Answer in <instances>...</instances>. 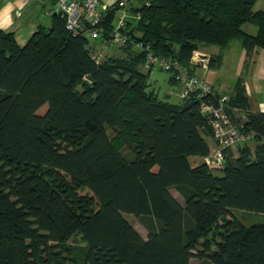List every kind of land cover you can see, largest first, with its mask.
Returning a JSON list of instances; mask_svg holds the SVG:
<instances>
[{
  "label": "trees",
  "instance_id": "trees-1",
  "mask_svg": "<svg viewBox=\"0 0 264 264\" xmlns=\"http://www.w3.org/2000/svg\"><path fill=\"white\" fill-rule=\"evenodd\" d=\"M136 1L124 5V43L98 61L58 12L23 46L0 31V264H264V222L234 215H264V112L250 110L239 76L222 107L254 145L220 167L193 165L212 142L200 106L221 94L171 101L148 66L152 55L194 74L193 52L216 46L217 68L235 41L250 56L264 49V10L257 0ZM120 9L102 10V42ZM75 236L83 246L70 247Z\"/></svg>",
  "mask_w": 264,
  "mask_h": 264
},
{
  "label": "crops",
  "instance_id": "crops-1",
  "mask_svg": "<svg viewBox=\"0 0 264 264\" xmlns=\"http://www.w3.org/2000/svg\"><path fill=\"white\" fill-rule=\"evenodd\" d=\"M117 1L128 5L137 3L136 0H99L101 11ZM56 4L57 0H0V31L12 33L17 44L23 46L38 28H47L51 24V16L57 12ZM254 9L264 10V0H257ZM116 15L118 17L119 11ZM247 29L252 33L255 31L252 26H248ZM90 44L95 49H103L105 53L116 51V49L108 50L109 46L105 47L100 38L91 40ZM219 52L220 49L216 46L201 49L200 53L203 55H200V61L192 59L193 73L205 80L213 90L225 96L231 93L236 79L239 76L242 77L250 110L264 112V49H257L247 56L239 43H231L226 50L222 51L221 65L217 68L209 67L210 55ZM224 85L230 87L229 91L221 88H225ZM174 86L170 84L168 88L171 95L178 92L177 87L173 90ZM175 96L174 101H177L179 98L176 94ZM237 112L243 118V113ZM247 144L252 147L254 142L249 140ZM229 151L233 156L237 155L236 149ZM190 160L195 165L203 161V158L192 157Z\"/></svg>",
  "mask_w": 264,
  "mask_h": 264
},
{
  "label": "built area",
  "instance_id": "built-area-1",
  "mask_svg": "<svg viewBox=\"0 0 264 264\" xmlns=\"http://www.w3.org/2000/svg\"><path fill=\"white\" fill-rule=\"evenodd\" d=\"M121 9L115 20L113 31L110 38L104 42V46L119 45L124 43L125 35L121 32L124 24L126 12L124 11L125 3L120 2ZM57 12L65 18V27L73 34H82L90 40L100 38L99 23L102 20V11L100 9L99 0H57ZM105 55L103 49L91 50V57L98 61ZM200 57L193 52L192 59ZM148 66L161 68L163 71L174 69V79L178 83V97L186 98L189 93L199 91L201 94L210 92L211 86L203 79L194 74H190L187 69L178 67L176 62L165 58H157L148 55ZM227 96L221 95L218 99V105L214 106L209 103L201 104V111L209 114V124L212 130V142L209 146L207 155L203 158V162L210 167H220L222 165L225 154L229 150L236 149L244 142L251 140V135L242 133L238 126L234 124L229 116L224 112L222 103Z\"/></svg>",
  "mask_w": 264,
  "mask_h": 264
},
{
  "label": "rangeland",
  "instance_id": "rangeland-1",
  "mask_svg": "<svg viewBox=\"0 0 264 264\" xmlns=\"http://www.w3.org/2000/svg\"><path fill=\"white\" fill-rule=\"evenodd\" d=\"M116 17H117V15H116ZM115 20H116V18H115ZM89 41L91 42L90 39H89ZM234 43H239V42L235 41L232 44H234ZM116 46H117L116 44L110 45L108 50L116 49ZM224 50H226V49H224ZM114 52H116V51H113L111 53H105V54H112ZM194 52L197 53L198 55L202 54V53H200V50H195ZM196 60L200 61V57H198ZM169 75H170L169 72H165L163 70H160L155 66L152 67V69L149 73V79L158 88L160 96L162 94L168 92V88L170 87V85L167 83V79H168ZM224 87L225 88H223V87H221V88L224 89L225 91H229V89H230L229 86L224 85ZM173 88H174L173 90H175L176 85ZM175 94L178 97V93L175 92ZM175 94L170 96L171 101H174L176 99ZM171 193L175 197L180 198V196L178 195V193L175 190L172 189ZM234 215L236 218L242 220V222H244L245 224L254 223V222H264V215H260V214H248V213H244V212H240V211H234ZM125 218L129 221V223L136 229V231L141 236H143V237L146 236L147 232L137 217H134L132 215H125ZM68 244L72 248L77 247V246L78 247L83 246V242L80 240V238H78V236H75L74 238L69 240ZM192 260H196V259H192Z\"/></svg>",
  "mask_w": 264,
  "mask_h": 264
},
{
  "label": "water",
  "instance_id": "water-1",
  "mask_svg": "<svg viewBox=\"0 0 264 264\" xmlns=\"http://www.w3.org/2000/svg\"><path fill=\"white\" fill-rule=\"evenodd\" d=\"M130 33V31L129 32H127V34H129Z\"/></svg>",
  "mask_w": 264,
  "mask_h": 264
}]
</instances>
